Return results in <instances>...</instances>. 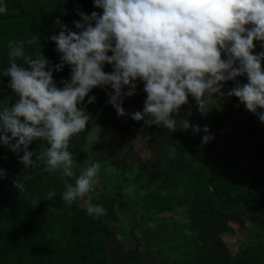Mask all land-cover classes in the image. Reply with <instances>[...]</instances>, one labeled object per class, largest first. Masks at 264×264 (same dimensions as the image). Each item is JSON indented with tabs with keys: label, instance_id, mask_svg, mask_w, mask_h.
<instances>
[{
	"label": "clouds",
	"instance_id": "obj_1",
	"mask_svg": "<svg viewBox=\"0 0 264 264\" xmlns=\"http://www.w3.org/2000/svg\"><path fill=\"white\" fill-rule=\"evenodd\" d=\"M94 6L102 14L79 12L81 20L73 22L78 31L60 24L59 33L50 37L61 54L54 69L40 53L30 58L24 41L8 42L9 67L2 75L10 77L8 87L18 99L0 108V144L22 153L18 159L24 169L41 161L45 173L73 176L70 140L89 121L78 106L95 87L110 86L107 103L120 117L126 115L123 99L135 95L140 80L146 99L143 110L130 114L131 119L175 132L173 114L189 96L202 111L207 98L225 95L224 82L246 75L247 83H237L227 96L238 98L264 123V111H257L264 110V51L253 54L254 41L264 42V0H94ZM0 13H7L6 4L0 3ZM21 60L27 67L18 63ZM65 64L71 69L70 80L57 87L53 70L62 71ZM105 64L112 66L110 73L103 70ZM94 101L95 96H89L88 103ZM181 121L182 130L201 131L187 119ZM202 131V143L209 142L207 126ZM38 139L49 147L37 154L28 149ZM99 170L100 163L94 162L74 185L65 180L63 201L70 206L92 192ZM14 184L22 190L20 178ZM54 195L49 191L45 199ZM87 213L103 216L106 210L89 204Z\"/></svg>",
	"mask_w": 264,
	"mask_h": 264
},
{
	"label": "trees",
	"instance_id": "obj_2",
	"mask_svg": "<svg viewBox=\"0 0 264 264\" xmlns=\"http://www.w3.org/2000/svg\"><path fill=\"white\" fill-rule=\"evenodd\" d=\"M0 3L7 5V13H0V108H2L5 102L10 104L18 99L8 87L10 77L2 75L3 70L9 67V41H24L25 53L30 58L34 59L37 53H40L54 69L55 65L61 63V54L55 51L56 44L50 37L59 33V25L63 24L72 31H78L73 22L81 20L79 12L90 16L94 11L102 14V9L94 6V0H0ZM29 40L34 42L29 44L27 43ZM254 44L253 51H264L262 47L264 42L254 41ZM111 54L108 53V55ZM18 63L27 67L22 60ZM103 70L110 73L112 66L105 64ZM70 72V66L66 64L62 71L53 70V81L57 87L62 88L64 82L70 80ZM135 83L137 85L135 95L123 99L122 107L126 113L124 116L118 117L112 105L107 103L108 93L112 92L110 86L93 88L84 102L78 106L85 110L89 121L86 129L70 140L69 151L73 160V176L70 178L62 179L59 172H43L45 165L41 161H36L34 166L24 169L18 159L22 153H13L8 147L0 144V171L3 173L0 177V222L6 224L11 222L3 229L2 225L0 226V264H135L138 261L142 253L140 242L147 244V241L136 238L133 228L126 234L131 243L128 245L131 246L130 248L120 243L116 250L118 253L115 250L109 251L106 241L107 231L102 217L95 214L89 215L87 208L81 205L80 198H77L70 206L62 199L65 180L74 185L77 175L85 166L82 163L81 153L82 144L89 129L99 124L121 130H138L144 137L150 135L149 142L156 151L155 159L159 162L170 160L171 162H168L170 166L179 167L189 177L188 179H194L193 185L197 183V187L203 189L201 194L204 200L208 198L216 202V211H209L202 202H197L201 195L191 200L192 206L196 209L200 206L199 209L207 208L208 210L205 211L204 219L199 227L206 229L205 238H209V245L213 249L207 254L208 261L204 263L264 264L263 232L258 231L255 242L236 252L230 251L221 238V234L231 228L228 217L237 218L242 213L258 216L264 209V123L260 122L257 115L245 112L239 117L238 129L232 127L230 129L231 123L235 120V117L232 118L231 106L219 102L217 108L221 109V114L214 122L210 119L207 121L209 127L206 122L196 124L201 128L199 132H194L191 127L187 130L181 129L180 117L185 110L184 105L181 106L178 114H173V118L177 120L175 132L156 125L148 127L145 126L144 121H134L130 116L143 110L146 99L143 82L137 80ZM224 84L231 90L237 83L229 80ZM89 96H95L93 103H88ZM229 98L233 105H242L238 98L234 96ZM257 111L264 110L257 109ZM205 126L209 129L207 134L212 139L202 143V137L206 135L202 131ZM240 141L245 142L256 162L254 169L245 171L249 175L246 179H243L241 175L243 172L239 170ZM48 147L45 140L38 139L29 145L28 150L38 154L46 151ZM171 148H175L174 153L170 151ZM150 176L154 177V181L150 186V193L147 194L149 198H145L148 206L163 209L164 206H170L174 200L177 201L176 194L180 191L178 186L182 185L181 177L178 179L174 173L169 172L163 175L156 172V178ZM19 178L23 185L22 190L14 184V181ZM235 181L240 184L239 191L231 188ZM40 185H45V191L42 196L35 199L37 203L34 207L37 210L32 214V208L29 210V207L33 199V191ZM134 189L130 190V195L136 194L137 189ZM49 191H54L55 195L51 199H45ZM12 194L15 196L14 202H9L7 198ZM181 196H183L182 200L189 201L184 193ZM112 201L113 199L109 200L111 203ZM121 204L122 202L118 203V205ZM120 210H125L121 213L131 215L130 227H135L137 222L142 220V215L138 214L135 207ZM67 213L71 222L61 226L57 217ZM35 219L39 220L40 228L30 225L29 222L34 223ZM115 220H118L116 215ZM15 221L17 225L14 226ZM75 223L85 227H80L81 230L76 232ZM58 236H62L61 246L53 244V239ZM163 262L164 260L162 264Z\"/></svg>",
	"mask_w": 264,
	"mask_h": 264
},
{
	"label": "rangeland",
	"instance_id": "obj_3",
	"mask_svg": "<svg viewBox=\"0 0 264 264\" xmlns=\"http://www.w3.org/2000/svg\"><path fill=\"white\" fill-rule=\"evenodd\" d=\"M55 51L60 54L57 51V47ZM257 53L259 52L253 51V54ZM222 58H226L224 54H222ZM263 64L264 60L261 61V66ZM230 81L247 83V77L246 75L238 76L235 80ZM228 91H230V87L224 84L222 92L225 95L213 94L207 98L202 111L195 99L189 96L188 102L184 104L185 110L181 113L180 119H187L190 125L206 122L209 127V122L207 121L210 119L214 122L221 114V109L217 108V105L221 102V104H229L231 106L230 111H232V118L234 119L235 117V120H233L234 123H231L229 128L237 130L239 117L245 112H250L246 110L243 104L233 105L231 99L227 96ZM189 112L191 113L190 115H188ZM151 144L149 140L144 139V136L138 130H121L102 124L91 127L82 144L81 157L82 163L85 165L83 170L94 162L100 163L99 183L92 192L80 199V203L84 208L92 204L102 206L106 210V214L101 217L104 228L107 231L106 241L108 242L109 251L115 250L118 253L116 250L120 243L127 246L126 248H130L131 246L128 245L131 243L126 234L132 228L136 238L146 239L147 244L140 242L142 253L135 264H162V260H164L163 264H206L204 262L208 261L207 254L213 248L209 245V238H205L204 231L206 229L199 226L204 219L205 211H216V202L208 198L204 200V196L201 194L203 189L197 187V183L193 185L194 179H188L189 177L179 167L170 166L168 163L171 162L170 160H161L160 162L156 160V151ZM239 147L241 155L239 170L243 172L241 173L243 179H246L249 175L245 171L251 168L254 169L256 164L255 157L249 151L245 142L240 141ZM156 172L161 175L169 172L174 173L178 179L181 177L180 183L182 185L178 186L180 191L176 194L177 201L175 202L174 200L170 206H164L165 208L163 209L151 208L145 200V198H149L147 194L150 193V186L154 181V177L150 175L155 176ZM157 177L159 176L157 175ZM243 182L245 183V181ZM239 186V182L235 181L231 188L239 191ZM44 187L45 185L37 186L33 191V199L29 207V210L32 208V214L37 210L34 207L37 203L35 199L44 194ZM134 188L137 189L136 194L130 195V190ZM183 193L189 201L182 200L183 196L181 195ZM199 195L201 197L197 199ZM14 197L12 194L7 200L14 202ZM112 199V203L109 202ZM195 199H197V202L200 201L207 206L208 210L207 208L199 209L201 208L200 206H197V209L192 206L191 200ZM121 202L122 204L118 205ZM129 207L131 209L135 207V210L139 212L138 214L142 215L141 223L137 222L135 227H130L132 223L131 215L121 213L125 210H120ZM192 208L194 210L193 213ZM115 215L118 220H115ZM57 218L61 222V226L71 222L68 213ZM232 218H227L230 220H228L231 227L230 230L221 234V238L232 252H236L240 248L255 242L258 231L264 233V209L258 216L242 213L237 218ZM34 221V223L30 221V225L40 228L39 220L35 219ZM9 223L11 222L9 221ZM13 223L14 226L17 225L16 221ZM8 224L0 222L2 229ZM74 226L76 227V232L81 230L80 227H85L76 225V223ZM53 244L61 246L62 236L55 237Z\"/></svg>",
	"mask_w": 264,
	"mask_h": 264
}]
</instances>
